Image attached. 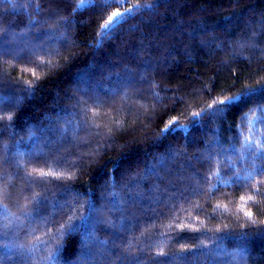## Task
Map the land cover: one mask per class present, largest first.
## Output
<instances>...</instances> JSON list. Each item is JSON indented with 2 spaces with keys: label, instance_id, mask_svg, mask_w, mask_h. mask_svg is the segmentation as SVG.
<instances>
[{
  "label": "trees",
  "instance_id": "16d2710c",
  "mask_svg": "<svg viewBox=\"0 0 264 264\" xmlns=\"http://www.w3.org/2000/svg\"><path fill=\"white\" fill-rule=\"evenodd\" d=\"M80 4L0 0V264H264V0Z\"/></svg>",
  "mask_w": 264,
  "mask_h": 264
},
{
  "label": "snow or ice",
  "instance_id": "6c2138e0",
  "mask_svg": "<svg viewBox=\"0 0 264 264\" xmlns=\"http://www.w3.org/2000/svg\"><path fill=\"white\" fill-rule=\"evenodd\" d=\"M93 0H81V4L78 5V7H84L86 3H92ZM126 11H131V9H127ZM124 15V13H121L119 11H114L112 12L111 16L108 18V22L104 25V29H105V34H107V31L108 30H114V23H119V18L122 17ZM102 41H98V43H100ZM251 89H245L243 91H241L240 93H238L237 95L235 96H229V97H226L224 99H220L218 101H214L213 104L209 105V108H212L213 111H222L223 109L225 108H229V107H232L234 105H236L242 98L246 97L247 95H249L251 93ZM195 116H200L201 113H196L194 114ZM176 127H180V128H184L186 126L184 125H176ZM172 131H175V128L174 127H166L163 132L164 133H167V132H172ZM247 142V141H246ZM251 146V145H250ZM256 155L258 158H261V159H264V145H262L256 152ZM262 174H264V169H261L260 170ZM219 175V174H217ZM242 180V177L237 174L236 177L234 178L233 181H231L232 183H239L240 181ZM220 182L223 183V179L222 177L220 178ZM90 208H92V206L90 205L89 206ZM4 211H6V209H3V208H0V214H2ZM246 215H248L249 217H251L252 213L249 212V213H246ZM92 216V212L90 211L86 216H81L79 217V220L81 222V224L86 228L87 225H88V222L90 220ZM72 217H69V220H71ZM2 225H0V229H2ZM69 231H74L75 228L72 224H68L67 225ZM90 256V251H85L84 253V259H88ZM55 254H50L48 259L50 261H55Z\"/></svg>",
  "mask_w": 264,
  "mask_h": 264
}]
</instances>
